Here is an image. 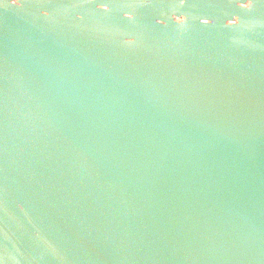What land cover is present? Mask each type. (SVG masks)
I'll list each match as a JSON object with an SVG mask.
<instances>
[{
  "label": "water",
  "instance_id": "1",
  "mask_svg": "<svg viewBox=\"0 0 264 264\" xmlns=\"http://www.w3.org/2000/svg\"><path fill=\"white\" fill-rule=\"evenodd\" d=\"M0 264H264V0H0Z\"/></svg>",
  "mask_w": 264,
  "mask_h": 264
}]
</instances>
